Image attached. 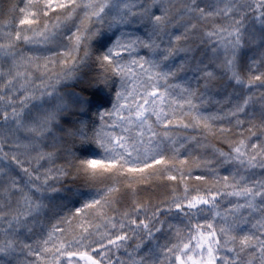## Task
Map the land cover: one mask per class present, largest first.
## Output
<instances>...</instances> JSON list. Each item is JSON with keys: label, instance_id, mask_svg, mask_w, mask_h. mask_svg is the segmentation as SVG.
Instances as JSON below:
<instances>
[{"label": "snow or ice", "instance_id": "6c2138e0", "mask_svg": "<svg viewBox=\"0 0 264 264\" xmlns=\"http://www.w3.org/2000/svg\"><path fill=\"white\" fill-rule=\"evenodd\" d=\"M3 15L0 264H264V0Z\"/></svg>", "mask_w": 264, "mask_h": 264}, {"label": "trees", "instance_id": "16d2710c", "mask_svg": "<svg viewBox=\"0 0 264 264\" xmlns=\"http://www.w3.org/2000/svg\"><path fill=\"white\" fill-rule=\"evenodd\" d=\"M22 2L23 0H0V19L5 18L3 13L7 10L10 4Z\"/></svg>", "mask_w": 264, "mask_h": 264}]
</instances>
